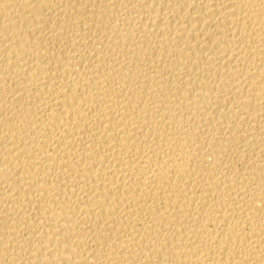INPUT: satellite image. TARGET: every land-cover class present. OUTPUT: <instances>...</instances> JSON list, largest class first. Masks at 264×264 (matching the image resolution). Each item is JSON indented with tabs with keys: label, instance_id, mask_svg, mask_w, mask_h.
Returning a JSON list of instances; mask_svg holds the SVG:
<instances>
[{
	"label": "bare ground",
	"instance_id": "obj_1",
	"mask_svg": "<svg viewBox=\"0 0 264 264\" xmlns=\"http://www.w3.org/2000/svg\"><path fill=\"white\" fill-rule=\"evenodd\" d=\"M0 264H264V0H0Z\"/></svg>",
	"mask_w": 264,
	"mask_h": 264
}]
</instances>
